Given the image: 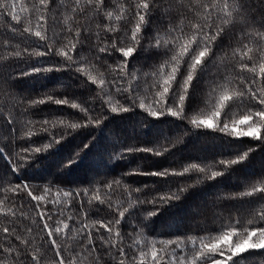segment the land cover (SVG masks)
Wrapping results in <instances>:
<instances>
[{
  "label": "trees",
  "instance_id": "1",
  "mask_svg": "<svg viewBox=\"0 0 264 264\" xmlns=\"http://www.w3.org/2000/svg\"><path fill=\"white\" fill-rule=\"evenodd\" d=\"M263 228L264 0H0V264H203Z\"/></svg>",
  "mask_w": 264,
  "mask_h": 264
},
{
  "label": "rangeland",
  "instance_id": "2",
  "mask_svg": "<svg viewBox=\"0 0 264 264\" xmlns=\"http://www.w3.org/2000/svg\"><path fill=\"white\" fill-rule=\"evenodd\" d=\"M204 122L209 125L214 124L211 118ZM233 129L240 134H259V127L255 126L249 118L238 121ZM253 248H264V228L247 233L231 232L215 241L206 242L195 259L201 260L203 264H234L241 253Z\"/></svg>",
  "mask_w": 264,
  "mask_h": 264
}]
</instances>
